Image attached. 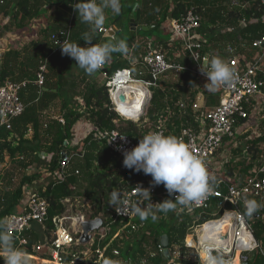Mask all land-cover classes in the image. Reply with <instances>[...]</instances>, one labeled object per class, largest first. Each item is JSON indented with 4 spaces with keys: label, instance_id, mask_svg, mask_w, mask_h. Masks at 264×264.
<instances>
[{
    "label": "trees",
    "instance_id": "obj_1",
    "mask_svg": "<svg viewBox=\"0 0 264 264\" xmlns=\"http://www.w3.org/2000/svg\"><path fill=\"white\" fill-rule=\"evenodd\" d=\"M10 1L13 3V8H17L16 12L14 9L10 11ZM233 1L173 0L174 8L171 17L176 20L181 13L193 8L202 17L199 33L204 35L203 39L206 41L202 55L205 56L214 50L215 55L226 58L228 54L224 48L228 44L241 49L242 45H251L255 40L264 36V4L261 0H238L239 3L247 5L245 8L232 6ZM46 2L59 3L61 14L64 18L66 16V22L62 26H56L44 32L47 38L45 44L33 41L29 47L9 51L0 64L1 87L8 79L21 82L36 78L38 71L31 75L29 70L35 65V58H37L38 63L48 58L46 82L42 88L35 85V109L26 107L24 114L14 121L12 131L0 130V218H7L9 215L15 214L24 200V186L40 179L39 174L32 177L25 176L17 187L14 184L15 170L23 163L18 158L26 156L30 152L28 145L30 142L24 138L29 131V125L32 127L31 130H34L35 148L38 146L41 150L53 155L50 172L54 173L62 154L65 151H72L69 148L73 138L74 126L81 121H87L93 126V133L87 135L82 150L79 147L76 148L77 151L73 154L66 180L56 182L50 178L47 186L38 190L39 195L49 204V224L46 232L51 242L53 241L51 233L56 230V218L61 217L67 211L65 205L67 199H75V197L80 196L91 200L96 207L93 217L103 214L105 222H109L111 221V206L108 203L104 206L103 202L109 200L111 190L113 188L118 191L129 190L142 177L141 172L136 173L134 170L125 168L123 162L113 155L107 141L96 138L97 132L118 130L134 142H139L142 135L148 134V131L143 127L145 121L149 120L155 126L164 109L169 107L171 112L175 113L170 119L172 126H169V129L176 135L183 127L196 126V113L190 108V115H181L176 106L178 101L184 97L194 100L197 95H203L202 108L204 110L218 105L220 97L216 93H209L204 87L206 82L197 73L200 62L192 60L190 56H184L182 61H178L187 68L186 71L176 75L170 74L168 78L170 80H163L158 88H154L147 116H142L137 121L122 120L114 110L105 84L95 83L93 79H88L86 76H75L74 71H77L75 60L63 55L62 49L56 50L52 42L51 44L47 42L52 34L67 29L70 24L72 25L70 42L86 46V42L82 39L85 34L96 44L115 41L109 36L100 38L99 34L91 30L90 25L78 18L76 10L73 14L74 0H0V16L4 14L9 16L11 20L5 30L8 31L10 28L21 29L28 21L40 17L41 9ZM136 3L139 6L134 18L138 25L153 26L155 30H160L168 19L166 13L169 1L137 0ZM133 7L134 5L130 8L122 7V13L112 23L117 31L126 29L125 26L129 25V15ZM68 19L72 20L69 21ZM97 32L99 33V30ZM137 38L136 34L127 36L128 55H130L129 59H137L141 62L146 55V53H142L147 52L149 46L147 41L139 42ZM155 45L164 46L167 49L165 42H155ZM155 45L152 47H156ZM32 52L34 53L29 55ZM128 55L114 53L110 59L113 61L110 73L113 74L129 67L131 62L125 58ZM169 55H172V52H169ZM29 56L32 57V60ZM21 57H24L25 63L15 67L16 62L20 64L19 59ZM136 69L137 66H134L133 70ZM18 72L19 74H17ZM36 93L39 96H36ZM77 96L81 97L84 102L83 107L73 101ZM58 103L61 105L59 114L48 115L45 113L49 108H55ZM164 115H167V112ZM246 146L249 160L257 162L264 153V137L248 141ZM35 159L37 160V158ZM6 160L11 163V167L4 172L2 168ZM248 167L251 168V165ZM26 168L27 165L22 167L24 170ZM84 183H87L86 187ZM168 199L174 200L172 196ZM177 206L179 205L167 213H157L158 219L155 221L151 218L145 220V225H143L144 221L136 217L133 220L136 229L128 227L122 240H116L110 244L107 250L108 258L112 259L114 257L112 251L117 249L120 252L117 261L121 264H144V262L147 264H168L160 250V238L162 235H167L170 252L175 258V263L197 264L198 256L195 250L186 246L187 235L192 228L214 218H211L208 213L201 215L200 211L179 212ZM219 216L220 214L217 215V218ZM138 223L143 226L138 228ZM219 223L217 222L215 225ZM252 225L257 240L263 243L264 248V221L256 219ZM115 231L116 228H113V233ZM25 237L27 239L26 245L15 244V246L21 248L26 254L36 255L35 248L39 243L38 234L32 229L25 232ZM110 238L105 244L109 243ZM77 249L82 251L83 246L74 248V250ZM47 259L51 260L52 257ZM64 261L67 264L71 263V257L65 255ZM94 261L95 259H92L78 264H95ZM0 264H4V261L0 260ZM42 264L51 263L43 262ZM247 264H264V255L260 252L254 253Z\"/></svg>",
    "mask_w": 264,
    "mask_h": 264
},
{
    "label": "built area",
    "instance_id": "obj_2",
    "mask_svg": "<svg viewBox=\"0 0 264 264\" xmlns=\"http://www.w3.org/2000/svg\"><path fill=\"white\" fill-rule=\"evenodd\" d=\"M261 2L264 4V0ZM237 4V1L233 2V5ZM75 5L76 1L73 3L74 7ZM72 12L74 14L75 9ZM201 24L202 17L193 8L181 13L179 18L172 22V32L180 39L183 46L182 55L179 57L190 56L192 60L203 63L205 59H210L211 54H216L214 50H211L209 54L202 55L206 41L203 39L204 35L199 33ZM71 30L72 25L70 24L67 29L51 35L50 39L56 50L61 49L60 46L64 40L70 42ZM109 31L112 29H100L99 33L108 35ZM167 49L170 48L167 47ZM167 49L162 46H151L141 62L131 63L132 68L119 70L112 74L110 72L113 61L109 60L95 72L100 78V83H104L107 87L114 110L122 120H139L146 101L153 96L152 89L158 88L170 74L186 71L187 68L174 55H169ZM225 51L228 54L225 58L226 61L236 70L239 78L231 87H221L215 92L220 97L219 104L203 110V95H197L194 100L184 97L176 103L181 115H190V108L196 113V126L183 127L176 136L190 144L193 152L205 161L210 181L214 184L213 192L206 199L197 204L183 206L189 212L200 211L201 215L208 213L211 218H214L190 230L191 240H186V246L194 249L198 256L196 260L198 264H203L209 255L217 254H223L230 264H247L252 254L256 252L264 254L263 245L257 240L252 222L245 212L246 200H255L264 206V153L258 159L256 167L241 183L228 182L224 179V170L222 172L217 167V154L225 146L227 140H235L238 134L244 130L246 123L251 118L256 99L262 98L264 103V36L255 40L251 45H242L241 49L229 44ZM47 63L48 58L41 61L34 81L7 80L0 87V130L12 131L14 121L24 114L26 109L22 100L24 89L30 84L37 85L39 88L44 86L48 74ZM134 66H137L136 70H133ZM199 69L198 76L207 83V77ZM94 76L91 75L88 78L92 79ZM132 84L143 86L146 91L145 95L138 97L135 94L136 98L131 104H124L120 101V96L124 92L132 93L131 90H128V86ZM135 105L138 106L137 109L140 108L138 112L131 110ZM165 112L167 115H164ZM173 115L175 113H172L169 107L165 108L158 123L150 132L160 131L165 135H175L169 129V126H172L170 119ZM90 133H93V128ZM119 135L123 134L118 130H112L97 132L96 138L107 141L113 155L123 162V152L118 150V145H123L124 149L130 150L139 142H134L126 136L127 142L125 143ZM112 139L114 140L112 141ZM63 155L65 156L63 157ZM23 157L20 159L25 160ZM52 158L51 154V159L45 161V171L54 181H65L69 175L73 152L65 151L62 154L54 173L50 172ZM141 174L140 180L136 181L129 190L123 191L129 204L144 200L150 202L149 198L141 197L140 187L150 189L151 202L154 204L162 203L170 197L163 185L153 186L152 177L143 172ZM23 191L27 197L23 211L7 217L13 225L10 235L17 239V244L20 246L27 244L25 232L34 230L35 225L46 230L49 224L48 202L39 195L33 184H26ZM172 197L175 199V195ZM110 214L111 221L109 222H105L103 214L89 219L82 215L73 218L63 214L55 220L56 230L53 233V241L39 244L35 249L37 252H47L48 250L52 257L51 264H67L64 261L65 255L71 257V263L68 264H78L79 261L88 262L92 259H95V264H104L105 260L121 264L117 261L120 252L117 249L113 250L114 257L109 259L107 250L114 240L124 238L128 227L136 229V224L133 222L135 214L120 215L114 208L110 210ZM219 214L220 216L217 218ZM97 219L103 220L102 227L98 231L90 233L91 240L87 244H81L82 223ZM67 221H70L68 226L66 225ZM217 222L220 224L215 225ZM113 228H116L114 233ZM109 238V243L105 244ZM77 246H83L85 250H74ZM160 250L162 252L161 247Z\"/></svg>",
    "mask_w": 264,
    "mask_h": 264
},
{
    "label": "clouds",
    "instance_id": "obj_3",
    "mask_svg": "<svg viewBox=\"0 0 264 264\" xmlns=\"http://www.w3.org/2000/svg\"><path fill=\"white\" fill-rule=\"evenodd\" d=\"M121 7V0H98V2L78 0L74 8L78 18L90 25L91 30L95 32L104 25L106 10L118 15ZM82 39L86 42V46L64 40L60 48L63 55L73 58L76 65L89 76L101 69L114 53L123 55L129 53L128 43L123 39L103 44L93 43L87 34ZM199 70L207 77L204 87L209 93H215L221 87H231L239 78L236 70L226 59L215 54L210 59H205L203 63L200 62ZM119 136L122 141L127 142L126 135ZM118 150L123 152L124 167L136 173L143 172L145 175H150L153 186L163 185L170 196L175 195V199L154 204L151 202L150 189L140 187L141 197L149 198L150 202L144 200L129 204L123 191L113 188L109 193L108 205L113 207L117 214L134 213L141 221L149 217L155 221L158 219L157 213H167L176 205L197 204L214 190L205 161L197 156L190 144L181 137L165 135L160 131L149 132L141 136L138 145L134 148L129 150L124 149L123 145H118ZM145 202H147L146 206H144ZM245 205L249 214L259 207L254 200H246ZM12 227V223L7 218H0V253H2L0 258H3L4 264H29L26 253L15 246V240L10 235ZM104 264H116V262L105 260ZM203 264H230V261L223 254H217L209 255Z\"/></svg>",
    "mask_w": 264,
    "mask_h": 264
},
{
    "label": "crops",
    "instance_id": "obj_4",
    "mask_svg": "<svg viewBox=\"0 0 264 264\" xmlns=\"http://www.w3.org/2000/svg\"><path fill=\"white\" fill-rule=\"evenodd\" d=\"M136 1L137 0H121V6L122 7L125 6L126 8H130V7H132L134 5L132 10H134V16H135L136 9L139 6V4L136 3ZM168 1H169V3L167 4L168 11L166 13V16H167L168 19L161 26L160 30L163 31L165 34L171 33L173 35L172 22L174 20L171 17V12H172V9L174 8V2H173V0H168ZM97 2H98V0H97ZM9 3H10V11H12L14 9L15 12H16L17 8L16 9L13 8V3L11 1ZM232 5H233V3H232ZM236 6L237 7L238 6H242V7L245 8L247 5L245 3L244 4L240 3L239 5H236ZM122 7H121L120 14L122 13V10H123ZM60 9H61V7H60L59 3H56V2L47 3L46 2L44 4V7L41 9V12H40L41 16L40 17H38L36 19H33L31 21H28L25 24V26L23 28H21V29H19V28H10L8 31H6L5 29L7 28L6 26H9V24H10V17L2 14L0 16V64L3 62V58H5V54L7 52H9V51L21 50V49H23L24 47H26L28 45L27 43H31L33 41L41 42V43L45 44L47 38L45 37L44 32L46 30L48 31L51 28H54L56 26H62V24H64V22L62 21V19H63L62 18V14L60 13L59 16H56ZM105 17L106 18H105L104 25L101 26L98 30H100V29H108V30L112 29L113 31L119 32V33H126L127 31L130 32V25H131L130 23H131V21H130L129 25L127 24V26H125L127 30L126 29H122L121 31H117V29L112 26V23L118 17L117 14H114L111 11L106 10ZM136 24L138 25L137 22H136ZM138 26L141 27L140 25H138ZM99 37L100 38L101 37L104 38V37H108V35H101V36L99 35ZM121 38L123 40H125L123 38V36ZM146 39H142L140 37V38L137 39V41L142 42V41H146ZM173 39H174L173 41L176 42L175 43L176 45H174V46L167 45V47L170 48V49H167V50H168V52H172V55L176 56L177 51L178 50L180 51V49H181V46H180L181 42H180V39L177 38L175 35H173ZM158 42H159V40L156 41V43H158ZM147 43H148L149 47L155 45L154 41H152V40L149 41V42L147 41ZM224 50H225V48H224ZM144 53H146V52H143L142 54H144ZM128 56L130 57V55H128ZM128 56H125V58H129ZM29 58H31V60H32L31 56H29ZM135 61H137V59H130L131 63H134ZM19 62H20V64H18L16 62L14 64V66L18 67V66L22 65L23 63H25L24 57H21L19 59ZM39 65H40V63H38L37 58H35V65L33 66V68L31 67L29 69L31 71V75H32L33 72L38 71ZM14 66L11 65V67H14ZM129 67L132 68L131 64H130ZM78 69L79 70L74 71V75L75 76H88L84 72L83 69H80V68H78ZM17 71H18V69H17ZM17 74H19V72ZM93 75H95L92 78L93 82L100 83V78H98L99 76L97 75V73H94ZM34 79H35V77L33 79H30V80H34ZM8 80H10V79H8ZM36 96H39V95H37V93H36ZM22 100H23V102H24L26 107H31V108L35 109V105H36V103H35V85H33V84L30 85L27 90L22 92ZM74 100L78 101V103L76 102L77 105H80L82 107L84 106V102L82 101L81 97L77 96V97H75ZM262 100H263L262 98H257L256 99V101L254 103L255 107L252 110V113H251V116H250L251 118H252V115H254L255 109L256 108L260 109L259 106L261 105V103H263ZM60 107H61V105H60V103H58L57 106H55V108H49L48 110L45 111V113H47L48 115L59 114ZM147 114H148V112L144 116H147ZM251 118L246 123V126H245L244 130L251 127V125H252L251 124ZM31 128L32 127L29 125V131H28L27 135H25V137H24L25 140H28L30 142V144H28L29 148H30V152L27 154V157L30 156L32 158L34 157V159L37 158V160H39L37 162L38 164H35V167H32V165H33L32 162H27L26 160H21L20 158L23 157V156H20L18 158V160H20L21 162L22 161H24V162L22 164H20V167L17 168L15 171H17L18 169L21 170L24 165H27L26 170L27 169L31 170L32 168H34L35 174L38 173L39 175H41L40 179L34 182L35 184L32 183L33 186H35V188H36V186H38L39 184H40L39 186L41 187L43 180L50 179V177L48 176V173L45 171V165H46L45 161L46 160L48 161L49 159H51V154H48L47 152L41 150L40 147H38V146H37V148H35V139H34L35 138V134H34V130H31ZM92 128H93V126L90 123H88L87 121H81V123H79L78 125H75L74 129L72 130L73 131V142L74 143H71L70 147H72L73 145H76V143L78 141L84 139L90 133ZM258 137H264V135L263 136H258ZM15 138H17V137H15ZM237 138H236V140H232V141L227 140L225 146L222 148V149H225V151L222 152V153L219 151L220 153L217 154V167H218V169L222 170V172L224 170V174H225L224 179L225 180H227L228 182L241 183L246 178V176H248L249 173L256 167L257 162H251L249 160L247 146L244 147V148H240L238 150H235L234 152L232 151L233 147H235L236 144H239L237 142L240 141V140L237 141ZM74 149L75 148H71L72 152H74ZM35 162H36V159H35ZM28 163H30V164H28ZM6 164H9L11 166V163L8 160H6L5 165ZM249 165H251V168L248 167ZM41 172L44 173V174H42ZM24 173H25V170H24ZM45 173H47V174H45ZM32 184H30V185H32ZM45 187H46V185L41 187V188L44 189ZM23 196H24V200L22 202V205H24V203H26V201H27V197L25 196L24 191H23ZM256 202H257V204L259 206L258 209H257V213L259 215H261V217L256 218V219H262L264 221V206L261 203H259L258 201H256ZM22 205L18 208L17 212H22L23 211V207L24 206H22ZM242 206H244V204ZM177 207H180V209L182 208L181 210H183L184 212L187 211V209L184 208L181 205H179ZM245 209H246V205H245ZM245 212H246V210H245ZM246 213L249 215V218H250V221H251L252 213L251 214H249L248 212H246ZM256 219H254V220H256ZM254 220H252L251 222H253ZM192 229H194V228H192ZM33 231L34 232H38V237H39L38 245L39 244H43L46 241H49L48 236H47V232H46L47 229L43 230L42 227L35 226ZM191 235L192 234L189 232L188 235H187L186 240L187 239L191 240L190 239ZM160 240H161V238H160ZM262 245H263V243H262ZM160 246H161V243H160ZM261 254L264 255L263 253H261ZM0 255H2V253H0ZM26 255L28 257H31V259H35V262H33L35 264H42L43 262H50V259H47V258H51V254L49 253L48 250H47V252H44V251L43 252H37L36 255H29V254H26ZM0 260H3V258H0Z\"/></svg>",
    "mask_w": 264,
    "mask_h": 264
},
{
    "label": "rangeland",
    "instance_id": "obj_5",
    "mask_svg": "<svg viewBox=\"0 0 264 264\" xmlns=\"http://www.w3.org/2000/svg\"><path fill=\"white\" fill-rule=\"evenodd\" d=\"M74 1H77V0H74ZM140 1V0H139ZM234 1H237V5H239V1L238 0H234ZM131 4V3H130ZM76 6V5H75ZM232 6H235V5H232ZM235 7H237V6H235ZM73 9H75L74 8V6H72V10ZM60 13H62V11H58V13H57V15L56 16H59V14ZM134 13V10H132L131 11V13H130V15H129V17L131 16V14H133ZM120 15V14H119ZM119 15H117V16H119ZM62 21L63 22H66V16H65V18H64V16L62 15ZM69 20V19H68ZM70 20H72V19H70ZM69 20V21H70ZM134 20H135V18H134ZM11 21V20H10ZM124 21L126 22L127 20H126V18L124 17ZM130 21H131V19H130ZM153 26H149V28H151L149 31H144V30H141L139 33H136V36H138V38H142V39H146V41H154V43L156 42V41H160V42H165L167 45H171V46H174V45H176L175 43L176 42H174L173 40V35L171 34V33H169V34H165L163 31H161V30H155L154 29V27L152 28ZM110 32V31H109ZM121 35H124L123 36V38L126 40L127 39V36H129L130 35V32H126V33H123V34H121ZM140 36V37H139ZM122 37V36H121ZM137 38V39H138ZM176 39V38H175ZM48 43H50L51 44V39L49 38V40H48ZM28 45L26 46V47H29L30 46V43H27ZM156 46V45H155ZM180 46H181V49H180V51L178 50L177 51V53H176V59H178L179 61H182L183 59H184V56H182V57H179L180 55H182V51H183V46L180 44ZM25 48V47H24ZM245 51V50H244ZM34 52H32V53H29V55H31V54H33ZM129 57V56H128ZM130 58V57H129ZM128 58V59H129ZM130 60V59H129ZM75 67L76 68H79L78 67V65H75ZM175 75H176V73H174ZM89 76V75H88ZM88 76H86V77H88ZM174 76V75H173ZM80 77H82V76H80ZM170 77V76H169ZM168 77V78H169ZM165 79V80H170V79ZM89 79V78H88ZM164 80V81H165ZM153 91L155 90V89H152ZM74 102H77L78 103V101H76V100H73ZM259 108L260 109H255V111H254V115H252V118H251V127L250 128H248V129H245L243 132H241V133H239L238 134V138H237V141L238 140H240V141H238L237 143H239V144H236V146L235 147H233V149H232V151L234 152L235 150H238V149H240V148H244V147H246V145H247V142L248 141H251V140H255V139H258V138H260V137H258V136H263L264 135V103H262L260 106H259ZM263 108V109H262ZM149 109V108H148ZM148 112V111H147ZM143 127H144V129L146 130V131H148V132H150V131H152V129L154 128V124L152 123V122H150L149 120L148 121H146L144 124H143ZM252 138V139H251ZM85 139L86 138H84V139H82V140H80V141H78L77 143H76V145H73L72 147H70L69 148V150L71 149V148H75L74 149V152H73V154L74 153H76V148H80L81 150H82V146L84 145V141H85ZM236 140V139H235ZM70 143H74L73 142V138H72V140L70 141ZM225 151V149H221L220 150V152L222 153V152H224ZM219 152V153H220ZM27 162H32L33 163V165H32V167H35V164H38L37 162L39 161V160H36V162H35V159H34V157L32 158V157H30V156H28L27 157V155L26 156H24L23 157ZM20 161V160H19ZM25 161V162H26ZM22 162H24V161H22ZM26 164V163H25ZM28 164H30V163H28ZM11 166L9 165V164H6L4 167H3V171L5 172L6 170H8V168H10ZM42 173V172H41ZM36 174H38V173H36ZM35 174V170H34V168H32L31 170H25V173H24V169H21V170H17V171H15V176H14V184L16 185L15 187H17L19 184H20V182L22 181V179L25 177V176H27V177H32V176H35L36 175ZM42 174H44V173H42ZM45 174H47V173H45ZM44 176V175H43ZM40 177H41V175H40ZM49 181H50V179H46V180H43L42 181V185H41V187H43V186H47V184L49 183ZM40 185V184H39ZM36 186V189H37V191L41 188L40 186ZM84 186L86 187L87 186V183H84ZM14 187V188H15ZM81 190H83V189H81ZM160 192H162V190H160ZM104 203V206L108 203V201H104L103 202ZM65 205H66V207H67V211L64 213V215H69V216H71V217H73V218H76L78 215L80 216V215H82V216H85L86 217V219H89V218H92L94 215V212L96 211V207H95V204L93 205L92 204V201L91 200H88V199H85V198H83V197H80V196H77V197H75V199H72V198H70V199H67L66 201H65ZM243 207V206H242ZM113 207H111V209H112ZM180 212H184L183 210H181L180 209V207H178L177 208ZM243 209H244V207H243ZM102 215V214H101ZM247 216H249L248 214H246ZM136 217H138L137 215H135V218ZM150 218V217H149ZM69 223H70V221H67L66 222V225L68 226L69 225ZM143 225H145V221L143 222ZM142 224H139L138 223V228L139 227H141V226H143ZM36 226V225H35ZM37 234H38V232H36ZM51 237H53V233H51ZM78 247V246H77ZM75 249H76V247H75ZM82 250H85V248L83 247V249ZM77 251H79L78 249H77ZM29 258V264H35V263H33V262H35V259H31V257H28ZM80 262V261H79Z\"/></svg>",
    "mask_w": 264,
    "mask_h": 264
},
{
    "label": "water",
    "instance_id": "obj_6",
    "mask_svg": "<svg viewBox=\"0 0 264 264\" xmlns=\"http://www.w3.org/2000/svg\"><path fill=\"white\" fill-rule=\"evenodd\" d=\"M130 19H131L130 36H134L136 33H139L141 30L149 31L151 29L147 26L139 27L136 24V21L134 20V13L131 14ZM95 32L97 34H99L100 36L102 35L101 33H98L97 31H95ZM108 36L112 37L115 40L122 39L120 33L115 32V31H110L108 33ZM134 100H135V96L133 93H130V92H124L120 96V101L124 104H131ZM150 102H151V99H148L146 101V103L144 105V110L141 112V114H144L145 112L148 111V108L150 106ZM64 156L65 155H63V157ZM246 212H247V210H246ZM259 217H261V215H259L257 213V210H256L255 212L252 213L251 221L256 219V218H259ZM102 225H103L102 219H97L95 221H86V222L82 223L81 228L83 230V235L81 237V244H84V245L87 244L91 240L90 233H94V232L98 231L102 227ZM14 240H15V244H17L18 243L17 239L14 238ZM160 243H161L160 247L162 249L163 256L168 261V264H175V259L173 258L172 254L170 252L169 237L167 235H163L161 237Z\"/></svg>",
    "mask_w": 264,
    "mask_h": 264
},
{
    "label": "bare ground",
    "instance_id": "obj_7",
    "mask_svg": "<svg viewBox=\"0 0 264 264\" xmlns=\"http://www.w3.org/2000/svg\"><path fill=\"white\" fill-rule=\"evenodd\" d=\"M127 68H131V67H127ZM128 90H131V92L134 94V96L136 94L138 97H140V96L143 97L145 95V92H146L145 88L143 86H141L140 84H138V85L137 84L129 85L128 86ZM137 108H138V106H136V105H135V107H132L131 108L132 112H134L133 110H137L136 112H138L140 110V108L139 109H137ZM144 115L145 114H142V116H144ZM216 225H218V224H216Z\"/></svg>",
    "mask_w": 264,
    "mask_h": 264
}]
</instances>
